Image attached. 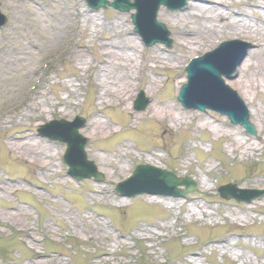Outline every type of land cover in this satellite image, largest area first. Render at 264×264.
Here are the masks:
<instances>
[{"label": "rangeland", "instance_id": "rangeland-1", "mask_svg": "<svg viewBox=\"0 0 264 264\" xmlns=\"http://www.w3.org/2000/svg\"><path fill=\"white\" fill-rule=\"evenodd\" d=\"M0 3L7 19L0 28V264H264V195L238 203L216 190L218 184L264 189V68L256 65L260 49L264 53V0H191L185 11L161 8L157 20L172 33L171 50L145 49L130 15L95 11L85 0ZM195 30L202 46L190 39L182 45ZM218 38L251 45L238 77L226 83L247 103L254 135L212 110H187L177 101L189 56ZM133 54L140 63L127 104L118 83ZM152 78L159 92L147 90ZM242 82L253 89H242ZM140 89L150 104L139 112L133 103ZM165 102L179 109L180 124L147 114ZM77 114L87 122L81 131L89 139L86 154L102 180L68 176L61 158L66 145L38 134L41 126L72 122ZM100 122L117 135H96ZM152 152L160 159L152 161ZM138 165L189 178L195 192L123 198L115 187ZM203 209L210 216L199 217ZM98 224L110 237L98 236Z\"/></svg>", "mask_w": 264, "mask_h": 264}, {"label": "water", "instance_id": "water-1", "mask_svg": "<svg viewBox=\"0 0 264 264\" xmlns=\"http://www.w3.org/2000/svg\"><path fill=\"white\" fill-rule=\"evenodd\" d=\"M132 5H117L113 4L115 8L121 12H128L131 8L136 9L137 14L133 16L134 23L137 26V31L141 33L149 46L156 44V42H163V39L153 37L150 32L156 30L158 26L155 22L157 9L161 5L169 8H181L187 0H135ZM4 25L0 19V27ZM164 37V34H163ZM245 52V47H239L236 51L227 53L226 55L215 59L211 62H206L200 66H193L188 70L190 82L183 88L179 101L190 109H213L220 113L229 116L233 123L244 125L249 132L247 119L242 115V110L237 101L232 99V94L223 86L222 76H230L237 65L240 56ZM214 59V58H213ZM206 74L202 73V70ZM208 97L216 98L210 100ZM84 145L81 144L79 150H82ZM71 152V150H70ZM184 184V182L176 181L175 186ZM190 189V191H192ZM225 195V193H224ZM227 198L231 196L225 195ZM240 201V200H239Z\"/></svg>", "mask_w": 264, "mask_h": 264}, {"label": "bare ground", "instance_id": "bare-ground-1", "mask_svg": "<svg viewBox=\"0 0 264 264\" xmlns=\"http://www.w3.org/2000/svg\"><path fill=\"white\" fill-rule=\"evenodd\" d=\"M210 32H211V30H208V28H207V31H204V32L201 30V33L204 36L206 34L210 33ZM202 34H199L198 31H196V30L194 32H192V34H191V35H193V36H191L192 38H189L188 35L185 34L184 38L180 39V40H182V45H184V43L188 42V40L190 39V40H192L191 42H196L195 45L202 46L203 43L202 44L200 43V40H201L200 38H201ZM57 36L58 37L56 38V40L54 42L55 44L58 43L60 41V39H61V31L59 32V35H57ZM118 48H119V51H123L122 48H120V47H118ZM200 51H201L200 48H198L197 50L194 49L192 55H194V54H196V53H198ZM260 53H261V56H258V55L256 56L257 57L256 59L258 60V63L256 65L258 66V69L262 70L264 68V53L262 52V49H260ZM191 56H189V57H191ZM137 64H139V60L136 57V55L133 54V59H131L130 62H126L125 66H124V63H123L124 71H122V73H120L121 74L120 82L118 83L119 84V91H122L123 95H122L121 99L123 101H125L127 104L129 103V96H126V95L134 87L132 85V80L134 79L133 73L135 71V68H136ZM260 77L262 78V82H264V70L261 73ZM178 85H179V83H178ZM241 88L246 90V91H249L250 89H253V86L251 85L250 82H248L247 86H245V83L242 82L241 83ZM147 90L150 91V92H153L154 90H155V92H159L158 88H157V82H156V80H154V78H152L151 80L148 81ZM155 92H153V93H155ZM208 99L215 100L216 98L208 97ZM155 106L156 107H153V108H151V106H150V113L149 112L147 113V114L151 115V119H155L158 122H163V121H165L167 119H170V122L172 121L175 124H180L181 121L183 120V116H182V114H180L179 109L172 102H165V103H163L161 105L157 104ZM125 108H126V110H128V105ZM141 118L142 117H140V115L136 117V119H139V120ZM8 122H11V117H10V121H6V123H8ZM2 123L3 122H1L0 124H2ZM109 125L110 124H108V123L100 122L99 126H95L96 127L95 128V134L96 135H102V137L105 136V138L109 137V135H112L115 132V130H112V129L109 128L110 127ZM106 130H107V132H106ZM104 132H106V134H103ZM237 145L241 146L242 144L238 143ZM129 153H130V151H124V152H122L121 155L127 156ZM149 156L151 157L152 161L155 160V159H160L159 158L160 155L158 153H155V152H152V155L150 154ZM105 159L109 163V159L106 158V157H105ZM50 163H51L50 165H52V166L55 165V161L52 160V159H51ZM117 163H119L118 160H117ZM49 168L52 169L53 167L50 166ZM124 168L125 167H122L123 170H124ZM140 179H141V177L138 178V181ZM204 187H206V185H204ZM119 203L122 206L123 205L125 206L127 204L126 200H123V201L119 200ZM188 215L198 216L197 214L195 215V213H193V212H189ZM208 215L210 216V214H208V212L204 211V209H203L201 214L199 215V217L200 216H202V217L203 216H208ZM95 231H96V233L98 234L99 237H106V238L110 237V233L108 232L109 228L107 226H105L104 224H98L96 226ZM156 236H157V233H156L155 237ZM106 255H107V253H106Z\"/></svg>", "mask_w": 264, "mask_h": 264}]
</instances>
